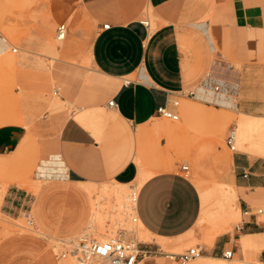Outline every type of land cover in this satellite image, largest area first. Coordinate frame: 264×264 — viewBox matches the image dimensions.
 <instances>
[{"label": "crops", "instance_id": "1", "mask_svg": "<svg viewBox=\"0 0 264 264\" xmlns=\"http://www.w3.org/2000/svg\"><path fill=\"white\" fill-rule=\"evenodd\" d=\"M8 1L16 6L17 23L32 24L33 17L40 16L33 31L50 32L60 21L69 23L48 75L55 79V93L61 97L49 100V107L54 103L62 109L63 97L74 89L78 94L73 87L78 88L84 79L102 88L100 100L114 98L116 105L108 106L109 98L108 109L96 103L76 106L87 111L101 107L98 112L109 118L95 124L89 117V124H84L71 112L62 113V122L50 127V135H38L42 146L34 179L12 182L1 199L4 214L18 217L28 212L38 229H16L3 236L0 264H60L56 241L89 226L91 194L84 184L106 178L134 181L139 173L134 141L157 129L158 106L178 107L174 97H181L185 104L197 100L232 109L250 125L256 122L253 116H264V49L254 44L248 50L246 38L248 25L256 32L264 27L262 2L238 20H218L210 17L214 0H0V6ZM146 19L148 24L142 22ZM0 46L3 57L10 44L1 32ZM76 60H88L89 65ZM20 110L0 115V157L7 161L21 155L34 138L35 118ZM231 118L226 115L222 121L228 130H237L238 117ZM107 125L123 134L120 139L106 137ZM244 146L232 150L227 173L240 218L232 228L225 226L227 230L200 244L199 264H218L210 257H224L229 264L233 260L250 263L225 257L223 252L230 247L243 257L244 249L262 246L257 256L264 260V147L252 141ZM184 164L143 171L148 176L135 203L149 235L172 238L177 246L188 238L202 207L200 190ZM150 246L160 250L140 254L136 264H182L160 244L144 245Z\"/></svg>", "mask_w": 264, "mask_h": 264}, {"label": "rangeland", "instance_id": "2", "mask_svg": "<svg viewBox=\"0 0 264 264\" xmlns=\"http://www.w3.org/2000/svg\"><path fill=\"white\" fill-rule=\"evenodd\" d=\"M258 2L264 3V0H214L210 17L218 20H232L234 18L238 20L240 16L251 14V10ZM15 9L16 6L13 1H8L2 7L0 6V32L3 33L10 44L9 51L3 57L0 56V59L2 58V64L0 65V115L10 109L17 110V108L21 109L20 111L23 114H33L35 118V133L33 140L30 141L21 155L9 161L5 157H0V239L11 232L12 229L30 231H37L38 229L32 224V229H29V227L28 229L24 228L26 223L21 225V223L25 222L24 218H26V222L29 220L30 214L27 212L14 217L1 211V199L6 187L12 182L19 180L24 182L32 181L35 177L42 146L41 138L38 135H50V127H57L62 122L63 118L60 116L62 113L70 115L71 112V115L77 120L84 121V124H89L85 114H79L80 111L77 110L76 106L96 103L108 109L106 102L110 98L100 100L102 88L92 84L88 79H84L82 83L78 84V88L77 85L73 87L77 89L78 94H76L77 92L74 89L71 90L72 92L68 96L63 97L66 99L63 103H66V105L62 109L55 108L54 103L52 106L50 104L49 107L47 103L49 100L51 101L54 97H61V93H55V79H49L48 77L49 73L51 75V69L56 60L58 44L62 41V39L57 37V27L61 21L54 28L50 27V32L33 31L31 28L36 27L40 16L33 17L35 23L20 24L15 21ZM64 22L69 26L68 21L64 20ZM152 26H155L153 19ZM247 27L248 50L254 44L264 49V27L258 32L249 25ZM14 47H17L16 51L13 49ZM76 62H85L89 65L88 60H76ZM176 99L179 100L178 107H172V109L180 114L179 119H171L161 115L155 118L158 123L156 130H152L148 136L135 139L134 148L138 152L135 159L139 164V173L134 181L121 182L113 178H106L100 182L84 185L91 197L96 200L101 196L102 189L107 185L114 187L119 185L124 191L130 190L135 195V191H138L139 184L141 185L143 180V171L177 168L186 162L189 165L187 174L198 186L202 199L199 218L191 232L187 234L188 238L182 241L183 243L180 246H175L172 238L161 239L155 235L146 234L139 226V220L135 218L137 217L135 208L128 209V212L125 213L127 218L123 217L124 220L115 213L106 217L105 226L101 227L103 224H98V226L93 224L94 226H86L84 230H91L99 238L106 231V227H113L117 230L116 233L115 231L111 232L112 234L106 232L105 235L115 236L124 232L123 236L136 240L142 247L156 242L165 251L180 252L190 246L204 245L210 241L209 238L212 233L227 230L224 229L225 226L232 228L237 224L240 215L239 217L235 216V191L232 187V182L227 179L232 149L226 143L228 124H224L222 118L226 115H231V120L234 117H238L237 147L244 148L245 141L249 143L252 141L263 148L264 116H253L252 118L256 122L245 130L239 124L241 113L237 114L234 110L225 107L207 106L197 100H190L189 103L185 104L181 97H174L173 100ZM190 103L194 104V106L191 105L194 109L193 111ZM96 109L95 111L98 113L102 108L98 107ZM49 114L59 115L50 118ZM208 115L215 117L210 118L207 117ZM94 122L98 123V120L91 123ZM104 133L107 138L112 140H115V138L120 139L123 135L113 129L111 125H107ZM164 135L166 137H164L163 145L159 150L160 140ZM254 152L257 153L258 151ZM3 161L7 162L2 163ZM220 183H223V187L219 186ZM132 184H138L137 189ZM34 186L37 188L39 185ZM114 189L105 199L107 200L106 205L108 206L106 209L108 210H116L117 208L114 205L121 193ZM133 205L135 206V203ZM118 220L123 221V223ZM27 226L29 225L27 224ZM127 227H131V232ZM66 244L68 243L57 240V250L59 252L63 251ZM150 248H154V246H150ZM261 250L262 246H253L243 250V257L236 253L230 259L244 258L250 260L249 264H264V260L257 256ZM68 258L70 259V257H66L67 260H69ZM63 259L65 257L62 258L61 263ZM71 259L69 260L70 264H74L72 262L75 261L74 258L72 257ZM195 261H197L196 264H199L202 261V257L198 256L186 264H194ZM231 263L245 264L239 260H233Z\"/></svg>", "mask_w": 264, "mask_h": 264}, {"label": "built area", "instance_id": "3", "mask_svg": "<svg viewBox=\"0 0 264 264\" xmlns=\"http://www.w3.org/2000/svg\"><path fill=\"white\" fill-rule=\"evenodd\" d=\"M145 24L149 23V20L142 21ZM108 27L110 24H104ZM68 24L66 22H60L57 27V37L64 39L68 32ZM15 51L17 47L13 48ZM219 88V86H217ZM174 104H179V100H174ZM108 106L116 105L114 98H110L107 102ZM157 113L164 115L171 119H179L180 114L169 107L167 104L157 107ZM237 133L234 128L229 129L226 135V143L234 150L236 145ZM184 168L188 169V165L184 164ZM29 222L33 225L34 221L30 215ZM62 242H67L63 251H58V256L62 259L64 257H73L75 264H136L140 254H147L157 252L160 248L142 247L139 242L132 238H126L123 234L115 235L111 238H98L91 230H83L76 236L70 237ZM203 253V247L200 244L190 246L187 249L180 252L169 251L168 255L172 258L178 259L182 264H185L201 256ZM224 256L231 258L236 252L233 248H227L223 252Z\"/></svg>", "mask_w": 264, "mask_h": 264}, {"label": "bare ground", "instance_id": "4", "mask_svg": "<svg viewBox=\"0 0 264 264\" xmlns=\"http://www.w3.org/2000/svg\"><path fill=\"white\" fill-rule=\"evenodd\" d=\"M2 46H0V48H1ZM6 47V46H5ZM3 52V51H2ZM219 73V72H218ZM77 110H79L80 111V113L79 114H85V117L87 118V120H88V118L90 117V122H92V121H97L98 120V124L100 123V124H103L104 122H106L107 120H108V116L107 115H103L102 113H96V111L95 110H97V109H90V111H87V109H82L81 107H78L77 108ZM95 124H96V122H94ZM239 124L241 125V127L242 128H244L245 130L246 129H248V127H249V125H250V120H248V119H240V121H239ZM237 131V130H236ZM236 139H237V137H236ZM261 152H264V151H261ZM47 164V163H46ZM48 165V164H47ZM46 166V165H45ZM50 169V168H49ZM43 172V171H42ZM48 172H49V170H48ZM148 176V173L147 172H144L143 173V180L146 178ZM142 180V181H143ZM142 181H141V183H142ZM132 186L134 187V188H136L137 189V187H138V184H132ZM220 187H223V183H220V185H219ZM139 187H140V184H139ZM114 188H116V189H114ZM115 190V191H119L121 194H119V196L117 197L118 198V201H116V203H115V205L114 204H112V205H114V206H117V208H116V210H108V209H106V207L108 206V205H106L107 204V200H105V199H107V195L109 194V193H111V191L112 190ZM103 191H101V196L96 200V199H93L92 197H91V203H92V213H91V217H90V221H89V224L88 225H92V226H94L93 224H97V226H98V224L100 225V224H103L101 227H103V226H105L104 225V221L106 220V217L109 215H112V214H115V213H117L118 214V217L119 218H121L122 220H124L123 219V217H125V218H127L126 217V215H125V213H127L128 212V209L130 208H135V206L133 205V203H136V196H137V193H138V191L136 190L135 191V195L134 194H132L131 192H130V190H126V191H124V189H122L121 188V186H116V187H114V186H105L103 189H102ZM108 200H110V199H108ZM91 205V204H90ZM111 205V206H112ZM28 213V212H27ZM109 213V214H108ZM27 216H29V215H27ZM235 216H239V212H236L235 213ZM30 218V217H29ZM28 218V219H29ZM136 219H138V216L137 217H135ZM25 219V222H23V223H21V225L22 224H25L26 223V225L28 224L29 226H27L26 227V225H25V227L24 228H27L28 229V227H29V229L31 228H33V226H31V223L29 222V223H27L26 222V218H24ZM34 220V219H33ZM139 220V226L141 227V229H142V231L143 232H145L146 234H149V232L147 231V229L144 227V225L142 224V222L140 221V219H138ZM119 221V220H118ZM121 221V220H120ZM119 221V222H120ZM122 223H123V221H121ZM112 226V225H111ZM128 228V227H127ZM129 229V231L131 230V227L130 228H128ZM9 230H11V229H9ZM13 230V229H12ZM100 230V229H99ZM104 230H105V227H104ZM35 231V230H34ZM115 231V233H116V229L115 228H113V227H106V231L105 232H103L102 230H101V232H103L101 235V237H103L104 239L105 238H111V237H113V236H110V235H105V233L106 232H108V233H111V232H114ZM125 231V230H124ZM100 232V231H99ZM122 232V231H121ZM131 232V231H130ZM119 233V232H118ZM123 234H124V232H122ZM128 233V232H127ZM112 234V233H111ZM126 234V233H125ZM211 234V233H210ZM215 233H212V235H211V237L214 235ZM100 236V235H99ZM101 237H99V238H101ZM125 237V236H124ZM175 245V244H174ZM175 246H177V245H175ZM170 247V246H169ZM62 249V248H61ZM202 256V255H201ZM226 257V256H225ZM72 257H70V259L69 260H72L71 259ZM210 259L211 260H213V261H215V262H217L218 264H229V261H228V259H226V258H224V257H210ZM69 260H67L66 259V257H65V259H63V262L61 263V264H70V262H69ZM75 260V259H74ZM72 262H74V264H75V261H72ZM73 264V263H72Z\"/></svg>", "mask_w": 264, "mask_h": 264}]
</instances>
